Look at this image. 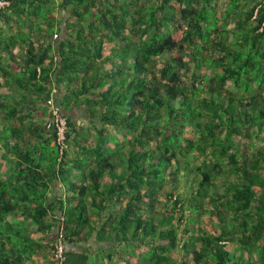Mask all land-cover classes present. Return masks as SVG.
Segmentation results:
<instances>
[{"label":"trees","instance_id":"trees-1","mask_svg":"<svg viewBox=\"0 0 264 264\" xmlns=\"http://www.w3.org/2000/svg\"><path fill=\"white\" fill-rule=\"evenodd\" d=\"M7 1L0 45L27 51L21 75L0 65L23 95L0 104V264H88L67 246L94 234L107 263L264 264V0Z\"/></svg>","mask_w":264,"mask_h":264},{"label":"crops","instance_id":"crops-1","mask_svg":"<svg viewBox=\"0 0 264 264\" xmlns=\"http://www.w3.org/2000/svg\"><path fill=\"white\" fill-rule=\"evenodd\" d=\"M31 22H32L31 19L27 20V27H23L24 32H27V29L30 26ZM0 28H3L2 31H0V39H2L3 37L16 35V27H13V25H12V29H8V27L4 28L2 22H0ZM32 40L37 41L38 37L34 35V36H32ZM43 40L44 39H42L41 42H43ZM49 41L50 42L54 41V37L49 38L48 40L45 39V42H43V43L47 44V43H49ZM54 44H56V43H54ZM26 51H27V44L22 42V41H18V43H16V45H14L13 47L10 48L8 53L4 52L3 48L0 45V65L3 64L4 66L11 68L10 70L12 71L14 76H16V77L18 75H21L22 74L21 68H23V66L25 64ZM4 80H5L4 78L0 77V104L5 102L4 98H3L4 95H12L14 97V98L11 97V100H9L10 102L19 101L21 99V97L23 96L21 91H17L18 90L17 87H15L13 85L10 86L11 88L5 87V85L3 83ZM55 87H56V85L54 84V88ZM58 88H59V91L57 92V96L60 99L64 95V92L62 91L61 85H59ZM24 94H26V93H24ZM35 97H36V94L31 93L28 95V93H27V98H35ZM40 104H42V103L40 101H37L36 105L39 106ZM37 106H33V109L31 110L32 111L31 114H32V116H34L33 119L35 122L39 121V118H42V116H43V115L40 116L37 114V111H39V108ZM42 106L47 107L45 104H42ZM34 108L37 110L34 111ZM79 111L85 112L84 109L67 112L75 121H77L78 124H79V117H78ZM48 113H49V109H48ZM3 130H4V128L0 124V134ZM7 146H9V145H7ZM3 155H6L7 159H2ZM11 158H12V153H10V149L9 148L6 149L3 141H0V178L3 180H5V178H7L10 175V172L13 168V163L11 161ZM63 194H64V189L62 187L57 186V185L53 186L52 192L49 194V199L53 200L54 197L55 198L56 197H62ZM109 246H115V245L113 243L98 244L95 240V234H94L93 237L91 238V240L87 244H81L77 247H71V246L68 247L67 246V249L73 250V251L79 253V252H81L80 249H82L84 247V249L86 250V252L89 255L88 264H125V262L119 263L118 259L117 260H111L109 263H107L106 258L101 253V249L106 251V249Z\"/></svg>","mask_w":264,"mask_h":264},{"label":"built area","instance_id":"built-area-1","mask_svg":"<svg viewBox=\"0 0 264 264\" xmlns=\"http://www.w3.org/2000/svg\"><path fill=\"white\" fill-rule=\"evenodd\" d=\"M10 2L7 0H0V9H6L9 7ZM55 92V91H53ZM48 104L51 105V124L56 129L57 134V142L60 145V153L59 156H61L64 149H66V145L64 143L65 141V134L67 130V124L65 121V118L60 113L59 109L54 105L52 100L48 101ZM58 242L55 245V258L60 259L61 261L64 259V243H63V233L59 232V238Z\"/></svg>","mask_w":264,"mask_h":264},{"label":"rangeland","instance_id":"rangeland-1","mask_svg":"<svg viewBox=\"0 0 264 264\" xmlns=\"http://www.w3.org/2000/svg\"><path fill=\"white\" fill-rule=\"evenodd\" d=\"M219 4H220V7H222L223 4H224V1L223 0L219 1ZM53 14H54V16H56L57 15V11H54ZM209 74H210V72H209ZM229 88L232 89V86L229 87ZM78 114H79L78 115L79 122H80V124L82 126H84L86 124L84 122V115H83L84 112L79 111ZM180 182L183 183L184 180L181 178L180 179ZM180 192L183 193V192H185V190L181 189ZM192 217H193V219H194L195 222H207V223L209 222L208 217L204 218L202 215L198 214V212L196 211V209H193L192 210ZM230 248L233 249V245L232 244L230 245ZM122 250L125 253L126 252H130V253L134 254V256H135V260L134 261H136L138 263L145 262V254H146V251H147L145 248H137V247H134V246H122ZM123 261L125 262V260H123Z\"/></svg>","mask_w":264,"mask_h":264}]
</instances>
